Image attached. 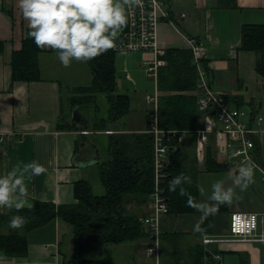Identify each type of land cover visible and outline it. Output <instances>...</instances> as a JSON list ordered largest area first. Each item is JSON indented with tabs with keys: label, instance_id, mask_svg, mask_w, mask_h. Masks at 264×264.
Masks as SVG:
<instances>
[{
	"label": "crops",
	"instance_id": "0c3cea01",
	"mask_svg": "<svg viewBox=\"0 0 264 264\" xmlns=\"http://www.w3.org/2000/svg\"><path fill=\"white\" fill-rule=\"evenodd\" d=\"M161 2L167 15L158 21L155 51L137 50L131 51L132 53L116 52L113 49L109 51L107 61L104 63L106 71L102 75V80L111 85L113 92L107 94L94 86V69L88 62L72 61L69 67H64L56 53L50 49H42L38 55L40 75L38 81L12 82V52L20 49L22 40L27 36L28 26L17 7V0H0V41L3 42V49L0 52V175L10 171L15 165L22 167L33 160L38 161L46 169L39 176L30 174L26 176L28 187L26 199L29 206L23 209L31 208L36 201L54 206L75 203L74 186L79 181L89 183L91 188V180L98 179L104 188L101 181V164L108 157V140L111 135L146 133L151 136L152 141V135L147 130L152 127L153 115L156 116L158 126L157 73L158 68L165 65V61L157 68L156 75H148L144 62L160 59L159 55L166 49L191 50L192 62L195 65L197 62V72L198 68L203 69L199 59H205L209 70L206 76L203 69L207 87L222 95L231 108L243 110L245 114L242 120L249 126H255L253 117L264 118V78L255 71L256 55L252 51L240 49L241 27L247 24H264V0H161ZM192 40L203 48L201 57L197 59L190 47L189 41ZM145 75L152 80L154 89L152 95L148 93ZM198 79L199 73L196 92L194 91L197 99L202 93L197 87ZM110 96L128 98L125 114L115 120L111 119ZM234 96L241 98L243 104L237 106L232 102ZM99 97H103L107 105V115L103 117L97 114V107L94 106ZM197 99L199 126L193 131L173 129L184 134L182 141L170 146L169 168L174 160V154L178 150L183 152L184 173L191 177V184L196 183L198 202L212 203L201 198L197 177L199 171L220 174L227 172L229 174L224 177V181L229 182V185L225 186L224 182V186L235 189L236 184L230 173L235 172L242 162L250 160L254 169L253 181L262 180L264 119L259 127L260 131L250 135L254 146L248 150L249 160L241 161V158L232 157L230 150L233 149V145L227 151H220L214 134L209 135L207 143L203 146V155L199 156L196 130L203 126L206 114L197 108ZM245 105H250V108H244ZM73 111L79 115H74L75 120ZM123 118L124 123L121 122ZM112 123L115 127L111 126ZM92 136L107 137L106 157L101 154L100 147L94 144ZM208 157L216 163L225 165V168L218 171L206 170ZM169 168L166 190L170 177ZM253 186L254 183H251L243 192L234 191V197L239 193V199L251 194L252 202L249 201L247 204V201L236 200L231 210L228 203L220 204L215 214L203 219L202 223L199 211L175 214L168 209V212L159 219V239L170 235V242L174 244L179 242L183 248L182 252L189 254L192 247L200 245L205 254L204 264H224L225 254L237 256V264H262L264 253L254 247V244L264 246V243L203 242V238L206 237L228 236L229 224L226 229V217L223 219L220 213L228 215V218L230 213L235 211L264 214V191H253ZM244 207L247 209L242 210ZM127 208L135 212L140 220L151 212L148 204L145 206L134 202L127 205ZM10 213H15V209L0 208V214ZM197 223H200L203 232L194 231ZM10 231L25 237L27 250L21 256H10L0 251V264H70L73 251L72 228L59 217L27 230L24 227L10 228L9 218L0 222V234H7ZM226 231L227 233L223 234ZM188 233L196 235L195 243L191 246L185 239L176 241L174 238L176 235L180 237ZM143 244L151 246L152 241L148 235L135 242L114 245H128L132 251H137ZM109 245L111 244L105 245L104 248ZM147 247L146 257L153 255L155 264H158L161 260V244L158 250L150 255L147 253ZM180 258L184 261V257Z\"/></svg>",
	"mask_w": 264,
	"mask_h": 264
},
{
	"label": "trees",
	"instance_id": "16d2710c",
	"mask_svg": "<svg viewBox=\"0 0 264 264\" xmlns=\"http://www.w3.org/2000/svg\"><path fill=\"white\" fill-rule=\"evenodd\" d=\"M29 29L27 30L28 33ZM3 42L0 41V52ZM240 49L252 51L256 55L255 71L264 78V24L243 25L240 31ZM112 50V49H111ZM27 35L20 49L12 52L11 78L16 81H38V55L42 52ZM110 50L103 55L88 61L94 69V86L101 91L112 94L111 85L102 80L106 71L105 61ZM159 58L165 65L158 68L157 90V123L160 128L193 131L199 126L196 110L197 67L192 62L191 50L170 48L164 50ZM206 76L209 70L205 59H199ZM103 67V68H102ZM111 119L115 120L127 110V96H110ZM232 102L242 105V99L234 96ZM108 157L101 164V181L105 191L101 195L93 194L89 183L79 181L74 186L75 203L54 206L45 202H34L28 209L9 215L0 214V222L20 213L27 220L24 228L31 229L59 217L72 228L73 251L70 264H110L101 259L85 257L92 244L108 245L135 242L147 237L139 216L128 210L127 205L137 203L147 205L148 195L152 190V141L146 133L116 134L108 140ZM183 152L174 154L169 171L168 190L169 211L175 214H190L197 210L187 204V197L180 196L178 191L169 190V181L184 173L182 166ZM225 165L216 163L210 157L206 159V170L218 171ZM198 202L196 183L183 184ZM17 212V213H16ZM165 239V236L162 237ZM161 244V238L159 239ZM27 244L24 236L14 231L0 234V251L10 256H21L26 253ZM162 250V246H161ZM160 250V251H161ZM219 252V251H216ZM186 254V255H185ZM184 257V261L180 256ZM204 251L196 244L191 253L172 251L168 258H162L159 264H204Z\"/></svg>",
	"mask_w": 264,
	"mask_h": 264
},
{
	"label": "clouds",
	"instance_id": "9594fccd",
	"mask_svg": "<svg viewBox=\"0 0 264 264\" xmlns=\"http://www.w3.org/2000/svg\"><path fill=\"white\" fill-rule=\"evenodd\" d=\"M140 0H17V7L27 21V35L39 49H50L64 67L72 61L88 62L116 47L119 33L128 21L127 8L134 7ZM264 119V118H262ZM46 171L38 161L15 165L0 175V208L21 209L27 204L28 187L26 176H39ZM252 162H242L235 172L230 173L234 183L245 191L253 182ZM191 184V177L183 173L169 181V190L187 197V204L201 213V223L214 215L220 204L229 203L235 193L219 180L211 185L208 202H197L183 184ZM204 193L203 187L199 188ZM27 223L22 215L9 217V227L19 229ZM195 232H203L200 223Z\"/></svg>",
	"mask_w": 264,
	"mask_h": 264
},
{
	"label": "built area",
	"instance_id": "2783aa9c",
	"mask_svg": "<svg viewBox=\"0 0 264 264\" xmlns=\"http://www.w3.org/2000/svg\"><path fill=\"white\" fill-rule=\"evenodd\" d=\"M128 21L116 40V52H131L137 50H156V27L161 17L167 15L162 8L161 0H140L134 7L127 8ZM195 56L201 57L203 48L193 40L189 41ZM197 65V62H195ZM163 60L155 59L144 62L148 75H156L157 68ZM199 79L197 87L202 93L197 99V108L204 112L203 126L196 130L198 145L197 154L203 155V146L207 143L209 135L214 134L217 146L224 152L231 148L232 157L249 160L250 150L254 142L250 138L252 133L260 131L261 117H253L255 126H249L242 120L245 112L231 108L226 99L207 87L205 73L198 68ZM152 127L147 130L152 135V190L148 195L147 203L151 212L141 219V224L152 241L147 247L150 255L159 248V219L168 212V199L166 196V180L169 176V149L173 143L183 139V132L173 129H161L156 124L153 115ZM110 133L109 131H106ZM264 180V171L261 170ZM204 243L229 242V243H264V214L254 212L235 211L229 215V233L224 237H206Z\"/></svg>",
	"mask_w": 264,
	"mask_h": 264
},
{
	"label": "rangeland",
	"instance_id": "374dc122",
	"mask_svg": "<svg viewBox=\"0 0 264 264\" xmlns=\"http://www.w3.org/2000/svg\"><path fill=\"white\" fill-rule=\"evenodd\" d=\"M128 53H132V52H128ZM72 68V67H71ZM145 79L147 81V90L149 94H153L154 93V89L152 86V80L150 78H147L145 75ZM150 81V84H149ZM149 86V87H148ZM94 106L97 107V114L99 116H106L107 115V105L106 102L104 100L103 97H99L97 99V102L94 104ZM150 110L152 109L151 106ZM244 108H250V105H245ZM122 123L125 122V119L123 118L121 120ZM120 122V123H121ZM112 127H115V125L112 123L111 124ZM91 139L94 141L95 145H98L100 147V151L101 154L103 155V157H106V153H105V146H106V142H107V137L106 136H92ZM234 170V169H233ZM236 171V170H234ZM229 173H213V172H205V171H199L197 174L198 177V186L199 188L203 187L205 189L204 193L200 192L201 198L205 199V200H209V197L211 195V185L212 183L219 181V180H223L224 181V177L226 175H228ZM225 182V186L229 185V182ZM252 183H254L253 191H264V182L260 179L257 181H253ZM251 186V184L249 185ZM248 186V187H249ZM234 187H236L234 189V191H241L240 188L235 185ZM91 191L93 194L96 195H101L104 193V188L102 187V185L99 183L98 179H92L91 180ZM236 200H242L243 202L247 201L248 202H252L253 201V197L251 196V194H249L248 197L246 198H242L239 199V193L237 194V196H235L231 202L228 203V205H230V210H231V206L232 204H235ZM241 205V203H240ZM242 210H246L247 208H241ZM224 213H220L219 215L224 219H226V226L225 228L228 229V224H229V218L228 215L226 216V214ZM228 218V219H227ZM178 230V229H175ZM226 232H223V234H226ZM177 237V238H176ZM176 237H174L176 239V241H180L182 239H185L189 242L190 246L193 245L195 243L196 240V235L192 234V233H188L185 234L183 236H178L176 235ZM171 236L169 235L167 238L165 239H161V246H162V250H161V259L162 258H168L170 252L172 251H180L182 252V246L179 242L175 243L174 242H170ZM92 244L90 250H88L85 253V257L89 258H95V259H101V260H106L107 262H109L110 264H155L154 262V257L153 255L150 257H146V247L148 246L147 244H143L141 246H139V250L137 251H132L128 245H122V246H118V245H114L111 244L109 246H107V248H104L103 245H99L97 244ZM151 245V244H150ZM254 247L258 248L260 250V252L264 253V246L260 245V244H254ZM224 260V264H237V256L235 255H230V254H225L223 256ZM223 263V262H222ZM159 264V261H158ZM262 264H264V261H262Z\"/></svg>",
	"mask_w": 264,
	"mask_h": 264
},
{
	"label": "water",
	"instance_id": "95a60500",
	"mask_svg": "<svg viewBox=\"0 0 264 264\" xmlns=\"http://www.w3.org/2000/svg\"><path fill=\"white\" fill-rule=\"evenodd\" d=\"M76 114V111H73L72 112V115H73V119L75 120L76 119V117L74 116ZM77 115V114H76ZM77 116H79V115H77Z\"/></svg>",
	"mask_w": 264,
	"mask_h": 264
}]
</instances>
